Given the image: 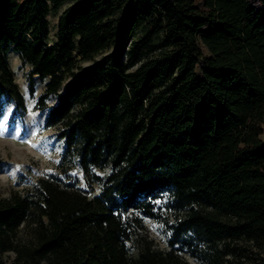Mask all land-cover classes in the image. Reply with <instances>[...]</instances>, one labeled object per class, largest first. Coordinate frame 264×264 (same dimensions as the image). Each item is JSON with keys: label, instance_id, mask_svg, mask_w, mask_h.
<instances>
[{"label": "trees", "instance_id": "1", "mask_svg": "<svg viewBox=\"0 0 264 264\" xmlns=\"http://www.w3.org/2000/svg\"><path fill=\"white\" fill-rule=\"evenodd\" d=\"M9 50L63 144L57 174L0 198L10 264H264V0H0V113L25 108ZM163 192L168 250L145 224Z\"/></svg>", "mask_w": 264, "mask_h": 264}, {"label": "rangeland", "instance_id": "2", "mask_svg": "<svg viewBox=\"0 0 264 264\" xmlns=\"http://www.w3.org/2000/svg\"><path fill=\"white\" fill-rule=\"evenodd\" d=\"M68 4H63L46 16L48 44L55 42L58 18ZM144 33V27L139 26L135 39H139ZM159 40V34L151 38V42ZM8 58L15 73V81L25 96V108L16 110L12 103H7L0 113V198L9 197L13 193H23L38 178L57 174L60 171L59 157L63 148L62 142L55 138V129L45 124V111L35 107L36 98L43 91L45 81L33 75L32 78L36 80L35 93L31 95L27 77L30 66L23 63L13 50H9ZM53 101V98L49 99V103ZM70 171L68 168L67 176L62 175L65 181L72 180ZM75 174L79 176L78 171ZM90 178L88 175L87 184H91V188L96 190L97 184L91 182ZM76 186L81 187L80 182ZM153 211L155 216L145 218L148 234L156 247L168 250L171 247V224L177 214L170 202L169 192H163L154 199ZM23 231L20 236L25 234ZM181 254L189 264H205V257L200 253L193 256L184 251ZM13 257L11 250L0 252V260L5 264H10Z\"/></svg>", "mask_w": 264, "mask_h": 264}, {"label": "bare ground", "instance_id": "3", "mask_svg": "<svg viewBox=\"0 0 264 264\" xmlns=\"http://www.w3.org/2000/svg\"><path fill=\"white\" fill-rule=\"evenodd\" d=\"M36 76V75H35Z\"/></svg>", "mask_w": 264, "mask_h": 264}]
</instances>
